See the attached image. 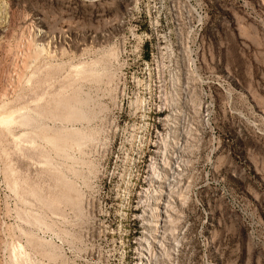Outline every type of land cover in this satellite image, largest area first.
Returning a JSON list of instances; mask_svg holds the SVG:
<instances>
[{
    "label": "rangeland",
    "instance_id": "obj_1",
    "mask_svg": "<svg viewBox=\"0 0 264 264\" xmlns=\"http://www.w3.org/2000/svg\"><path fill=\"white\" fill-rule=\"evenodd\" d=\"M0 264H264V0H0Z\"/></svg>",
    "mask_w": 264,
    "mask_h": 264
},
{
    "label": "bare ground",
    "instance_id": "obj_2",
    "mask_svg": "<svg viewBox=\"0 0 264 264\" xmlns=\"http://www.w3.org/2000/svg\"><path fill=\"white\" fill-rule=\"evenodd\" d=\"M69 115H71V114H69ZM155 178V177H154ZM156 179H158L157 177H156ZM153 181V180H152ZM156 185V184H155ZM158 185V184H157ZM161 185V184H160ZM157 188V187H156ZM159 188V187H158ZM152 190H154L153 188H152ZM159 190V189H158ZM161 190V189H160ZM161 193H163V192H161ZM152 194V193H151ZM154 195V194H153ZM160 195V194H159ZM168 195V194H167ZM152 196V195H151ZM153 197V196H152ZM154 198H156V196H154ZM160 197L158 196L157 197V199H159ZM153 199V198H152ZM161 199V198H160ZM164 199V198H163ZM162 201L161 200H154L153 202H152V204H151V206H150V210L149 211H151V213H152V215H153V217H156L155 219V221L153 222V223H150L149 221L147 222L146 221V224H149V227H152V228H154V230L156 231V232H153V233H156L157 234V237H159V238H162L163 236H165L167 233H168V230H167V228H166V221L168 220L167 219V217H169V216H167L168 214H166V210L164 209V207H163V205H162ZM164 204V203H163ZM165 207H166V205H165ZM170 207H172V206H170ZM169 209V208H168ZM171 210V209H170ZM150 213V214H151ZM152 215H149V216H152ZM171 218H173V217H171ZM170 218V219H171ZM172 220V219H171ZM169 224H171V223H169ZM168 224V225H169ZM169 228V227H168ZM151 229V228H150ZM149 229V230H150ZM153 230V229H152ZM173 230V229H172ZM174 231V230H173ZM170 232V231H169ZM171 234V233H170ZM160 241V240H159ZM142 256V255H141ZM144 256H146V255H144ZM154 258V257H153Z\"/></svg>",
    "mask_w": 264,
    "mask_h": 264
}]
</instances>
